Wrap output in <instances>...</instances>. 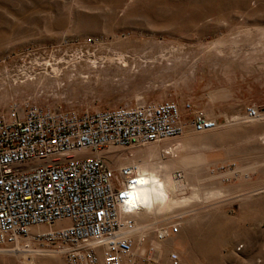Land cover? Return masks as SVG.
Wrapping results in <instances>:
<instances>
[{
	"label": "rangeland",
	"instance_id": "rangeland-1",
	"mask_svg": "<svg viewBox=\"0 0 264 264\" xmlns=\"http://www.w3.org/2000/svg\"><path fill=\"white\" fill-rule=\"evenodd\" d=\"M161 99L180 105L182 134L99 151L146 168L160 193L153 213L130 212L126 264H171V251L179 264H264V0H0V112ZM185 101L218 126L193 130ZM55 250L3 247L0 264H66L59 251L47 261Z\"/></svg>",
	"mask_w": 264,
	"mask_h": 264
},
{
	"label": "built area",
	"instance_id": "built-area-1",
	"mask_svg": "<svg viewBox=\"0 0 264 264\" xmlns=\"http://www.w3.org/2000/svg\"><path fill=\"white\" fill-rule=\"evenodd\" d=\"M184 107L193 130L218 126L190 101ZM245 114L255 117L258 108L248 105ZM184 128L174 99L80 111L10 102L0 112V248L58 249L66 264L133 263L136 222L125 200L138 167L114 165L99 151L175 137ZM178 227L156 231L157 239ZM169 258L179 264L177 252Z\"/></svg>",
	"mask_w": 264,
	"mask_h": 264
},
{
	"label": "bare ground",
	"instance_id": "bare-ground-1",
	"mask_svg": "<svg viewBox=\"0 0 264 264\" xmlns=\"http://www.w3.org/2000/svg\"><path fill=\"white\" fill-rule=\"evenodd\" d=\"M118 59L125 64V58L121 56L118 57ZM250 118V117H248ZM253 118V117H252ZM138 167V179L137 183L133 184L131 190L129 191V194L125 200V205L129 208H131V211L133 210H147L153 211L155 210V200H157L160 197L159 191L155 188L154 185V180L151 177V175L148 173V170L146 168H143L142 166H137ZM143 181V182H141ZM153 218V217H152ZM140 227V226H139ZM19 250L18 248H15L12 251H15L18 253ZM9 249L2 250L4 252L3 254H7ZM156 251V250H155ZM52 252L50 256L52 259L55 258L54 253H58L57 250L55 251H50ZM45 251H42L40 254H45ZM14 254V253H13ZM39 254V253H38ZM39 254V255H40ZM6 256V255H5ZM40 258V257H37ZM43 259V258H41ZM36 259L35 257H32L30 261L27 262H22V264H36L35 263Z\"/></svg>",
	"mask_w": 264,
	"mask_h": 264
},
{
	"label": "crops",
	"instance_id": "crops-1",
	"mask_svg": "<svg viewBox=\"0 0 264 264\" xmlns=\"http://www.w3.org/2000/svg\"><path fill=\"white\" fill-rule=\"evenodd\" d=\"M54 259H55V258H54ZM51 260H53V259L51 258L50 260L48 259L47 261H51Z\"/></svg>",
	"mask_w": 264,
	"mask_h": 264
},
{
	"label": "clouds",
	"instance_id": "clouds-1",
	"mask_svg": "<svg viewBox=\"0 0 264 264\" xmlns=\"http://www.w3.org/2000/svg\"><path fill=\"white\" fill-rule=\"evenodd\" d=\"M161 195H164L163 193H161Z\"/></svg>",
	"mask_w": 264,
	"mask_h": 264
},
{
	"label": "snow or ice",
	"instance_id": "snow-or-ice-1",
	"mask_svg": "<svg viewBox=\"0 0 264 264\" xmlns=\"http://www.w3.org/2000/svg\"><path fill=\"white\" fill-rule=\"evenodd\" d=\"M141 182H143V181H141Z\"/></svg>",
	"mask_w": 264,
	"mask_h": 264
}]
</instances>
